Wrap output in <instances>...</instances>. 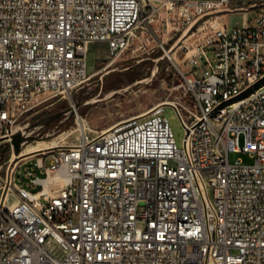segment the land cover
Returning <instances> with one entry per match:
<instances>
[{"label":"built area","instance_id":"built-area-1","mask_svg":"<svg viewBox=\"0 0 264 264\" xmlns=\"http://www.w3.org/2000/svg\"><path fill=\"white\" fill-rule=\"evenodd\" d=\"M215 7L216 0H0V139L94 74L91 43L106 45L110 63L162 11L174 35ZM212 18L181 41L165 97L130 123L78 131L71 141L62 135L33 157L15 160L12 152L0 162V264H264V91L222 109L217 124L207 121L216 98L264 73V6L241 25ZM166 105L184 126L180 147ZM230 151L253 162H230Z\"/></svg>","mask_w":264,"mask_h":264},{"label":"rangeland","instance_id":"rangeland-1","mask_svg":"<svg viewBox=\"0 0 264 264\" xmlns=\"http://www.w3.org/2000/svg\"><path fill=\"white\" fill-rule=\"evenodd\" d=\"M161 1L164 0H157L158 3ZM216 1L219 2V6H236L248 4L257 0ZM235 13V24L241 25L246 16L247 18H251L255 14V8L246 11H237ZM167 14H169V12L162 11L161 15H158V18L156 20L152 21L146 26L139 27V29H136L134 31V35L131 38V43L129 47L123 53H121L113 62L109 63L110 57L108 54L107 47L104 43H91L89 51L87 53V68L90 73L94 74L88 80L83 82L80 86L73 89L70 95L64 97L54 96L52 98L47 99L46 101H43L40 105H38L37 111H35L30 117H36L40 115L44 116L49 113H53L61 109L67 108L75 101L90 97H101L107 92L124 87L125 85L135 80L147 79L154 63L152 58L156 57L150 55L153 53H157L158 55H160L163 51L167 49L169 44L181 31H178L174 35H171V31H166L165 27L161 23V18L162 16H166ZM225 15L227 14L221 13L213 15L212 19H215V22L220 25L225 24ZM186 41L188 40H185L183 43H185ZM180 44L181 42L179 43V45ZM179 45L171 52L173 53L171 55V59L166 56L164 59H161L157 63L155 74L149 82L137 83L133 85L128 91L122 94H114L106 99L81 105L78 109L73 112V114L69 118L66 119L68 120L67 123L57 129L55 132H53L49 138L29 140L24 145V147L27 146L29 149H32V147H34L33 149H35L37 147H40L41 145L44 146V144H49L50 142L54 141L56 137H60L62 135H66V140H74L76 139L82 120H84L87 124L86 129L100 130L120 120L134 116L140 112L147 111L151 106L163 99L168 93L167 87L171 82V77L174 71V63L181 65V58L183 57L184 53V51H182ZM176 49L177 51L174 52ZM139 58H143L142 60L150 59L152 62L146 61L145 64L142 65L140 71L147 69V72L141 74L136 79H131V81L129 80L128 82V77L125 74L114 75V78L111 79L110 83L105 84L101 91H98V87L96 84L90 83L91 79L96 77L97 72L101 68L108 65L112 66L124 62H131V64H136L139 63L136 62V60ZM183 69L187 70L188 67L184 66ZM72 100L73 103H71ZM162 115L166 117L169 123L176 145L178 147L182 146L185 130L174 108L171 105H166L164 107ZM27 120L28 119L23 120L21 124L23 122H26ZM88 134L92 135V132ZM40 140H43V143H38V141ZM4 141L6 140L3 138L0 139V149L1 144ZM21 151L19 153H21ZM12 152L14 153L12 145L10 144L6 146L0 162L4 159H8L11 156ZM32 154L22 155L21 157L30 158ZM15 155L17 154H14V157ZM228 156L230 162H233L235 160H240L243 163L247 164L253 162V158L247 152L243 151H230ZM17 157L19 156H16L15 160L17 159ZM50 158V155L47 156V158L45 159V164H49Z\"/></svg>","mask_w":264,"mask_h":264},{"label":"water","instance_id":"water-1","mask_svg":"<svg viewBox=\"0 0 264 264\" xmlns=\"http://www.w3.org/2000/svg\"><path fill=\"white\" fill-rule=\"evenodd\" d=\"M259 6H264V0H257L248 4H243V5H236V6H221V7H215L209 10H206L198 15H196L195 17H193L191 19V21L179 32V34L175 37V39L169 44V46L167 47V49L165 51H163L160 55L153 57V66L151 68L150 74L147 77V79L145 80H135L127 85H125L124 87L118 88V89H114L111 90L109 92H107L106 94H104L101 97H90V98H86V99H82L79 101H75L73 104H71L70 106H68L67 108L61 109L59 111L53 112V113H49L47 115H44L43 117L39 118L37 121L31 122V121H26L23 122L17 129L16 131L11 135V139L10 140H6L1 144V149H0V160L3 156V153L5 151L6 146L8 145H12L14 153L15 154H19V152L21 151V149L24 147V145L31 140V136H27L25 134L26 130L29 127H43L46 123L50 122L51 120L57 118L58 116L64 115V119L61 120L60 122L65 121L67 118H69L73 112L78 109L81 105L83 104H87V103H91V102H95L98 100H103L106 99L108 97H111L114 94H122L126 91H128L133 85L137 84V83H147L149 82L154 74H155V70H156V66L157 63L161 60L164 59L167 54L171 53L178 45L179 43L190 33V31L192 30V28L199 22V20L207 17V16H211V15H217V14H221V13H227V12H237V11H246V10H250ZM149 58V57H147ZM143 58H139L136 60V62H140ZM51 132H47L44 136L41 137H35L36 139H44V138H49L51 136Z\"/></svg>","mask_w":264,"mask_h":264},{"label":"bare ground","instance_id":"bare-ground-1","mask_svg":"<svg viewBox=\"0 0 264 264\" xmlns=\"http://www.w3.org/2000/svg\"><path fill=\"white\" fill-rule=\"evenodd\" d=\"M176 51L177 49L174 52ZM263 91H264V73L261 74V76H259L258 78H256L253 81L252 85H246L242 91L232 93L231 95H223L220 98H216L213 104L211 105V107L208 108L207 121H209L210 124H217V119L222 109H226L227 107H235L237 104H239V102H248L250 98H252L253 95H258ZM71 103H73V100ZM144 112L145 111L140 112L134 115L133 117L141 115ZM131 118L132 116L126 119L120 120L116 123H130ZM108 127L103 128V129H107ZM86 128H87V124L84 120H82V122L80 123L79 133H86V135H89L88 133L92 132V135H93V130L86 129ZM7 140L9 139L7 138ZM38 143H43V140L38 141ZM98 143H106V133L98 134ZM33 148L34 147H32V149H29L26 146L22 149L21 153H19L18 155H15V157L22 156V155H29L36 151H37L36 153H39V147L35 149ZM31 157H33V154ZM174 158H181V150H174ZM43 179L47 181H57V174L50 173V172H43Z\"/></svg>","mask_w":264,"mask_h":264},{"label":"flooded vegetation","instance_id":"flooded-vegetation-1","mask_svg":"<svg viewBox=\"0 0 264 264\" xmlns=\"http://www.w3.org/2000/svg\"><path fill=\"white\" fill-rule=\"evenodd\" d=\"M157 55H158L157 53H153L150 56H157ZM146 61H151V60L145 59L136 64H131V62H124L112 66L110 65L105 66L97 72L96 77L91 79L90 83L96 84L98 87V91H101L105 84L110 83L111 79L114 78V75L125 74L128 77V82H129V80L130 81L131 79L134 80L141 74L147 72V69L140 71L142 65L145 64ZM42 116L43 115L36 117L32 116L29 117L27 121L34 122L37 121ZM63 118L64 116L62 115L58 116L57 118L46 123L43 127H29L26 130L25 134L27 136H31L32 137L31 140H32V139H36L35 137L44 136L47 132L53 133L67 123L68 120H65L64 122H60Z\"/></svg>","mask_w":264,"mask_h":264},{"label":"crops","instance_id":"crops-1","mask_svg":"<svg viewBox=\"0 0 264 264\" xmlns=\"http://www.w3.org/2000/svg\"><path fill=\"white\" fill-rule=\"evenodd\" d=\"M227 15H225V19H226V22H225V25L227 26H233V25H236L235 24V21H236V18H235V12H227L225 13ZM247 18V16L244 18V20Z\"/></svg>","mask_w":264,"mask_h":264}]
</instances>
